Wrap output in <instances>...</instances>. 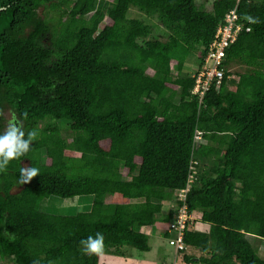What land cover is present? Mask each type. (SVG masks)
Returning a JSON list of instances; mask_svg holds the SVG:
<instances>
[{
    "label": "trees",
    "instance_id": "16d2710c",
    "mask_svg": "<svg viewBox=\"0 0 264 264\" xmlns=\"http://www.w3.org/2000/svg\"><path fill=\"white\" fill-rule=\"evenodd\" d=\"M210 4L0 0V129L10 111L36 133L0 171V261L99 264L125 246L148 251L141 228L157 226L169 243L185 208L206 228L187 223L174 263L264 264L247 238L264 240V0ZM132 8L165 34L128 16ZM231 10L240 29L218 65L219 87L200 104L185 61L194 53L195 67L204 63ZM229 64L245 69L234 77ZM30 166L37 174L19 184ZM88 194V211L40 209L51 195ZM96 232L103 251L82 252L79 240Z\"/></svg>",
    "mask_w": 264,
    "mask_h": 264
},
{
    "label": "rangeland",
    "instance_id": "374dc122",
    "mask_svg": "<svg viewBox=\"0 0 264 264\" xmlns=\"http://www.w3.org/2000/svg\"><path fill=\"white\" fill-rule=\"evenodd\" d=\"M211 1L212 0H198L199 3H201L202 5L206 6V8L210 9L211 6ZM205 2V4H204ZM42 10V9H40ZM49 14H51L49 12ZM128 16H132V17H136V18H141L142 20L151 23L154 26L155 31L158 34H165V30L159 26L156 21L152 18L147 17L146 15H144L143 13H141L140 11L132 8L129 10L128 12ZM106 22V21H104ZM193 56V60L191 61V57ZM190 59L188 60V63L191 62V64L186 65L188 70H194L195 66L192 67L191 65H194V62L196 63L195 60V55L194 53L190 54ZM186 60V61H187ZM198 64V63H197ZM229 68V70L233 73V76L235 77L236 74L240 71H243L245 69V67H243L242 65H236V64H229V66H227ZM185 70V71H188ZM189 71V72H190ZM5 116L7 118V120H11L12 115L10 111H6ZM8 123V122H7ZM64 124L60 123L59 126H61V131L63 133V135L67 134L66 131V126H63ZM208 163V162H207ZM209 164V163H208ZM207 164L206 167H208L209 165ZM14 191H17V189H13ZM83 200L87 199V200H92L93 201V196L92 195H83L82 196ZM56 202H61L60 197L55 196V195H51L49 197H46L43 199V201L40 203V209L45 211V212H49V213H59V214H68V215H72L75 214L77 212L82 211V207L81 208H70L68 210H62L59 209L60 206L56 205ZM64 204L67 206H74L75 202L73 199H65ZM173 203H165L164 208L168 209L173 208ZM47 207V209H46ZM164 209V210H165ZM198 228H200V230H204L206 228V224H200L198 226ZM157 235L155 236H149L148 239V243L150 245V249L148 251H140L137 250L135 248L130 249L127 246H125L126 248H124V250H122V254L120 255H115L113 253H101L100 254V260H99V264H174V253H175V248L170 245L168 243V238L162 235V231L158 230ZM247 238L252 242L255 243L258 246L259 249V253L262 257H264V240L261 239H257L255 237H252L250 235H247ZM0 264H12V262L10 263L9 261L3 262L0 261Z\"/></svg>",
    "mask_w": 264,
    "mask_h": 264
},
{
    "label": "built area",
    "instance_id": "2783aa9c",
    "mask_svg": "<svg viewBox=\"0 0 264 264\" xmlns=\"http://www.w3.org/2000/svg\"><path fill=\"white\" fill-rule=\"evenodd\" d=\"M237 18L238 16L235 10H231L227 13L223 24L217 28L216 39L210 43L204 63L195 68V84L192 92L197 96V100L200 104L203 101L205 92L213 82L219 87L223 73L222 70L218 68V65L225 56V48L235 40L237 32L240 29V25L236 23ZM201 136L202 131L196 130L194 141L200 139ZM194 162H196V160L193 161V164ZM193 164L190 166L191 169H195ZM181 192L184 193L185 190L183 189ZM193 219L194 218L185 211V208L180 209L178 216L170 224L171 229L177 232L176 238L169 240L171 245L182 247V234L188 222H190L195 229L200 230L198 226L201 222L199 220L193 221Z\"/></svg>",
    "mask_w": 264,
    "mask_h": 264
},
{
    "label": "clouds",
    "instance_id": "9594fccd",
    "mask_svg": "<svg viewBox=\"0 0 264 264\" xmlns=\"http://www.w3.org/2000/svg\"><path fill=\"white\" fill-rule=\"evenodd\" d=\"M247 19L250 22H255L253 17H247ZM35 136L36 133L34 131H28L27 134H25L23 127L15 118L9 120L8 123L0 129V171L4 170L10 160L28 153L30 144ZM37 172L38 169L32 166L20 167L19 177L17 178L18 183H26L35 176ZM201 224H203V222H201ZM78 243L81 246L82 252L98 254L103 251L104 236L101 232H96L94 235L81 238Z\"/></svg>",
    "mask_w": 264,
    "mask_h": 264
},
{
    "label": "crops",
    "instance_id": "0c3cea01",
    "mask_svg": "<svg viewBox=\"0 0 264 264\" xmlns=\"http://www.w3.org/2000/svg\"><path fill=\"white\" fill-rule=\"evenodd\" d=\"M192 59H191V61L193 60V57H191ZM188 60L190 59V58H187ZM188 60L187 61H185V65H184V71L185 70H188V68H187V66L186 65H188V64H191V62L190 63H188ZM197 63L198 62H194V65H191L192 67H194V66H196L197 65ZM196 68V67H195ZM190 70H188V71H186V72H189ZM191 71H193V69L191 70ZM88 195H91V194H88ZM82 196L83 195H79V196H75L74 198H72L73 200H74V202H75V205L74 206H67V205H65L64 204V199H62L61 200V202H56L57 204L56 205H58V206H60V208L59 209H64V210H68V209H70V208H81L82 207V211H88V210H90V208H91V205H92V200H87V199H85V200H83V198H82ZM93 196V195H92ZM69 200V199H68ZM71 200V199H70ZM43 201V200H42ZM41 201V202H42ZM46 209H47V207H46ZM141 230L143 231V232H145V233H147L149 236H155V235H157L158 233H160V232H158V230L159 231H162L160 228H158L157 226H155V225H145V226H143L142 228H141Z\"/></svg>",
    "mask_w": 264,
    "mask_h": 264
}]
</instances>
